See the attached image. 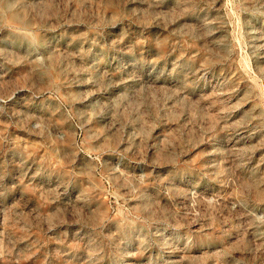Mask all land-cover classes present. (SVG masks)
<instances>
[{"label": "rangeland", "instance_id": "rangeland-1", "mask_svg": "<svg viewBox=\"0 0 264 264\" xmlns=\"http://www.w3.org/2000/svg\"><path fill=\"white\" fill-rule=\"evenodd\" d=\"M0 11V264H264V0Z\"/></svg>", "mask_w": 264, "mask_h": 264}, {"label": "bare ground", "instance_id": "bare-ground-1", "mask_svg": "<svg viewBox=\"0 0 264 264\" xmlns=\"http://www.w3.org/2000/svg\"><path fill=\"white\" fill-rule=\"evenodd\" d=\"M0 12H1V11H0ZM9 19H10L11 21H18L16 16H11Z\"/></svg>", "mask_w": 264, "mask_h": 264}]
</instances>
